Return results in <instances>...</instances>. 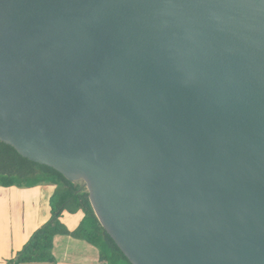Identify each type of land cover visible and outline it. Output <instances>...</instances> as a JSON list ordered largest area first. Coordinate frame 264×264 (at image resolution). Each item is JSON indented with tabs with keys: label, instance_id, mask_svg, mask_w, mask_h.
Here are the masks:
<instances>
[{
	"label": "water",
	"instance_id": "95a60500",
	"mask_svg": "<svg viewBox=\"0 0 264 264\" xmlns=\"http://www.w3.org/2000/svg\"><path fill=\"white\" fill-rule=\"evenodd\" d=\"M0 141L131 264H264V0H0Z\"/></svg>",
	"mask_w": 264,
	"mask_h": 264
},
{
	"label": "trees",
	"instance_id": "16d2710c",
	"mask_svg": "<svg viewBox=\"0 0 264 264\" xmlns=\"http://www.w3.org/2000/svg\"><path fill=\"white\" fill-rule=\"evenodd\" d=\"M43 183L55 186L48 200L50 218L33 231L7 264L54 261L52 246L57 234H67L95 246L102 264H131L99 223L87 191H78V185L55 169L21 156L12 146L0 141V187H33ZM64 211H82L75 228L69 230L60 220Z\"/></svg>",
	"mask_w": 264,
	"mask_h": 264
},
{
	"label": "crops",
	"instance_id": "0c3cea01",
	"mask_svg": "<svg viewBox=\"0 0 264 264\" xmlns=\"http://www.w3.org/2000/svg\"><path fill=\"white\" fill-rule=\"evenodd\" d=\"M55 186L50 183L33 187H0V264H7L21 249L29 236L50 218L49 196ZM76 222L68 226L64 211L60 220L71 230L83 216L78 211ZM54 261L20 264H102L98 261L97 248L88 242L67 234H57L53 239Z\"/></svg>",
	"mask_w": 264,
	"mask_h": 264
},
{
	"label": "rangeland",
	"instance_id": "374dc122",
	"mask_svg": "<svg viewBox=\"0 0 264 264\" xmlns=\"http://www.w3.org/2000/svg\"><path fill=\"white\" fill-rule=\"evenodd\" d=\"M78 215L80 216V213L77 212L74 214L65 215L64 221L66 224H68V226H72L76 222Z\"/></svg>",
	"mask_w": 264,
	"mask_h": 264
}]
</instances>
